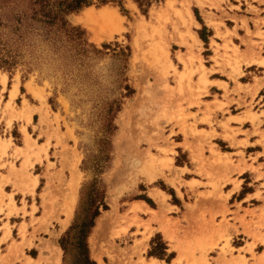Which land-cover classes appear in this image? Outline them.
Returning a JSON list of instances; mask_svg holds the SVG:
<instances>
[{"label":"rangeland","instance_id":"rangeland-1","mask_svg":"<svg viewBox=\"0 0 264 264\" xmlns=\"http://www.w3.org/2000/svg\"><path fill=\"white\" fill-rule=\"evenodd\" d=\"M200 4L157 0L147 7L136 0H94L67 15L71 25L84 31L87 43L66 34L45 36L41 29L29 31L22 39L11 27L0 25L6 44L3 51L9 60L0 64V157L21 135L18 123L26 138L32 139L27 125L39 120L47 134L42 146L49 180H43L36 191L29 180L20 188L39 200L45 212L44 228L56 225V234H52L58 240L55 253L61 256L59 264H83L88 229L90 256L99 264H144L134 259L136 253L142 259L143 250L168 257L165 238L153 232L157 185L172 194L170 201L175 205L163 197L167 212L175 208L173 213H181L183 203L192 206V195L202 193L200 180H212L207 168L210 161H222L217 144L221 149L230 148L224 140L213 138L216 131L198 138L196 146L188 140L187 128L193 133L191 139L200 131L196 113L187 107H197L199 112L201 104L208 102L204 99L217 98L221 91L217 87L213 93L209 90L213 82L209 76L216 72L210 63L211 46L218 48L219 44L210 40L213 31L203 18L204 3ZM88 6L95 7L94 11L110 6L118 11L122 24L98 40L83 18ZM218 34L223 33L218 30ZM11 84L14 89L9 90ZM225 92L227 95V86ZM262 96L264 90L258 97ZM251 101L249 107L254 106ZM34 111H38L36 115ZM201 119L211 120L206 116ZM53 138L49 156L47 148ZM32 140L31 147L37 144ZM216 153L217 159L211 156ZM49 157L58 159V164ZM37 159L41 160V155ZM35 160L27 154L24 163L33 165ZM230 174L220 176L223 182L212 186L220 188L221 197L231 192H224L225 183L231 181L238 188L242 182L239 196L253 191L255 199L264 201V180L248 177L243 181ZM164 180L179 184L195 181L188 183L190 195L181 199ZM72 195L75 205L68 219L66 204ZM225 207L219 218L184 216L196 228L220 229L224 264H264V204H259L257 211ZM35 208L34 203L32 210Z\"/></svg>","mask_w":264,"mask_h":264},{"label":"crops","instance_id":"crops-1","mask_svg":"<svg viewBox=\"0 0 264 264\" xmlns=\"http://www.w3.org/2000/svg\"><path fill=\"white\" fill-rule=\"evenodd\" d=\"M192 1L201 7L199 0ZM201 1L206 10L203 18L213 31L210 40L219 44L218 48L211 46L210 63L216 72L209 76L213 81L209 90L213 93V88L217 87L221 91L216 93L217 98L204 99L208 102L201 104L199 112H196L197 107H187V110L196 113V129L200 131L196 139H191L193 133L187 128L190 133L188 140L196 146L198 138L216 131L217 135L213 138L224 140L230 148L221 149L216 142L222 153V161H210L207 168L212 172V180H200L202 193L192 195V206L183 203L185 207L181 213H173L175 208L167 212L163 197L166 195V202L175 205L170 201L172 194L157 185V223L152 222L155 228L153 232L165 238L170 253L164 257L143 250L142 259L136 253L134 259L144 264H224L225 258L221 251L224 240L219 239L220 229L191 226L184 214L188 218L198 214L219 218L225 205L230 211L241 212V209L257 211L259 204H264L263 200L255 199L253 191L239 196L237 192L242 182L238 188H234L231 181L225 183L224 192L231 191L226 198L220 196V188L212 187L213 184H221L223 181L219 180L220 176L229 173L231 177L242 180L248 177L264 180V96L258 97L264 90V0ZM221 18L223 22H220ZM218 30L223 34L219 35ZM238 70L242 73H236ZM216 73L225 74L226 77ZM13 85L8 89H14ZM18 91L17 95L21 93L20 86ZM251 100L255 102L253 107H249L253 104ZM30 103L37 105L31 100ZM37 112L34 111V114ZM204 116L211 120H200ZM36 124L37 128H34ZM41 126L36 118L27 125L32 139L37 140V144L31 147L33 140L26 138L18 123L21 135L16 137L15 145L8 149L7 154L0 157V264H59L61 261V256L55 253L58 244L56 225L52 223L53 226L48 225V230L44 228L45 212L39 200L30 192L24 194L20 188L24 180H29L36 191L43 180H49L48 160L45 147L42 146L47 134L42 132ZM54 140L51 139V145L47 148L49 156H52ZM204 146L209 149L207 145ZM27 154H30L31 160L36 159L33 165H25ZM38 155H41V160L37 159ZM218 155L211 156L217 159ZM49 160L58 164V159L49 157ZM164 181L174 188L176 196L186 199L191 192L188 183L195 180H186L183 184L174 180ZM34 203L36 208L33 211ZM142 203L150 208L146 201ZM178 218L179 221L176 220Z\"/></svg>","mask_w":264,"mask_h":264},{"label":"trees","instance_id":"trees-1","mask_svg":"<svg viewBox=\"0 0 264 264\" xmlns=\"http://www.w3.org/2000/svg\"><path fill=\"white\" fill-rule=\"evenodd\" d=\"M94 0H0V25L9 26L15 34L23 39L29 31L41 29L45 36L54 33L57 35L66 34L72 40L82 43L86 42L83 37L84 31L78 27L71 25L67 15L75 10H79L83 6L89 5ZM106 3L110 0H98ZM115 2H123V0H112ZM140 5L145 2L147 7L157 0H136ZM6 44L0 36V64L9 62L5 58L6 52L3 49ZM99 208L96 210L94 218L99 214ZM92 220L91 225L94 224ZM90 229L85 233L83 242V264H99L90 256L89 244L87 237Z\"/></svg>","mask_w":264,"mask_h":264},{"label":"bare ground","instance_id":"bare-ground-1","mask_svg":"<svg viewBox=\"0 0 264 264\" xmlns=\"http://www.w3.org/2000/svg\"><path fill=\"white\" fill-rule=\"evenodd\" d=\"M168 1H171V0H168ZM186 2H188V1H186ZM200 2H201V0H200ZM170 3V2H169ZM190 3V2H189ZM166 4V3H165ZM165 6V5H164ZM110 7V6H109ZM108 6H104L103 8H101L99 11L96 9V11H94L95 9V7L93 8V6L91 7V6H88V7H86L87 9L85 10V13L83 14L84 15V19H85V21L89 24V26L93 29V31H94V33H95V35L98 37V40H99V38H100V36L101 35H106V34H109L110 33V35H111V32H112V30H113V28L115 27V28H119V26L122 24L121 23V16H120V14L119 13H117L114 9H112V8H109ZM111 7H113V6H111ZM85 9V8H84ZM190 9V8H189ZM155 10V9H154ZM153 10V11H154ZM187 10V9H186ZM156 11V10H155ZM190 11H192L191 9H190ZM156 12H158V11H156ZM188 12H189V10H188ZM158 14V13H157ZM190 14H191V12H190ZM82 15V14H81ZM191 17H192V15H191ZM81 18V17H80ZM193 18V17H192ZM189 19H191V18H189ZM144 20V19H143ZM143 20H141V22L143 21ZM141 22H140V25H142L141 24ZM189 22H191L192 23V21H189ZM139 25V26H140ZM137 26H138V24H137ZM107 27V28H106ZM141 27V26H140ZM139 27V28H140ZM144 27V26H143ZM142 29V28H141ZM115 30V29H114ZM140 30V29H139ZM143 30V29H142ZM192 30V29H191ZM191 33L193 32V31H190ZM141 33V32H140ZM94 35V34H93ZM103 35V36H104ZM96 36H94L95 38H96ZM194 35H192V37H193ZM105 38V37H104ZM194 38V37H193ZM97 39V38H96ZM181 54V53H180ZM182 55V54H181ZM188 56V55H187ZM183 58V57H182ZM184 59V58H183ZM196 59H197V57H196ZM199 60V59H198ZM2 80H4V81H6V78L4 77V79H2ZM36 144V143H35ZM75 196L74 195H72L70 198H69V200H68V202H67V204H66V213H67V216H68V219H69V217L72 215V213H73V208H74V205H75ZM65 207V206H64ZM104 217L102 216V219H103ZM68 221V220H67ZM102 221V220H101ZM101 223V222H100ZM102 225V224H101ZM100 226V225H99ZM98 226V227H99ZM100 228V227H99ZM96 233V232H95ZM95 243V242H94ZM94 246V245H93ZM94 251V250H93ZM97 256H98V258L101 260V254L98 252L97 253ZM115 260V259H114Z\"/></svg>","mask_w":264,"mask_h":264}]
</instances>
